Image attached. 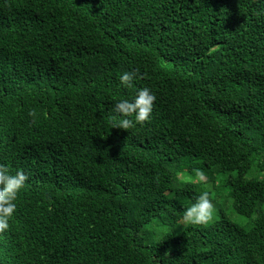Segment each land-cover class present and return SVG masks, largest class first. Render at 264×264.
<instances>
[{"label": "trees", "instance_id": "1", "mask_svg": "<svg viewBox=\"0 0 264 264\" xmlns=\"http://www.w3.org/2000/svg\"><path fill=\"white\" fill-rule=\"evenodd\" d=\"M0 163L28 176L0 264H264V0H0ZM204 191L248 223L179 231Z\"/></svg>", "mask_w": 264, "mask_h": 264}, {"label": "clouds", "instance_id": "2", "mask_svg": "<svg viewBox=\"0 0 264 264\" xmlns=\"http://www.w3.org/2000/svg\"><path fill=\"white\" fill-rule=\"evenodd\" d=\"M136 73L125 71L119 76L122 85L131 87ZM156 96L151 88H139L131 100L118 101L112 109L114 118L112 128L119 127L130 129L135 124H143L152 117ZM193 181L198 179L205 181V173L196 170ZM28 180L27 174L23 170L13 173L7 164L0 163V234L10 227V220L13 218L17 208V198L19 191ZM214 216V203L209 198L207 191L202 192L191 206L186 207L181 217V225H201L208 223Z\"/></svg>", "mask_w": 264, "mask_h": 264}, {"label": "rangeland", "instance_id": "3", "mask_svg": "<svg viewBox=\"0 0 264 264\" xmlns=\"http://www.w3.org/2000/svg\"><path fill=\"white\" fill-rule=\"evenodd\" d=\"M223 207L226 209L225 210L223 208L224 215H226L229 218V220L232 221L233 223H235L239 226H245L248 223V219L246 217L241 216L238 213H236V211H234L232 208H230L229 205L223 204ZM219 213H222L221 208L214 206V216L209 222L216 220L220 216ZM183 227H184V225H181V222H180L179 231H181L183 229ZM146 228H149V230L152 232L150 242H158L159 240H162L164 238L165 234H167V232H168V229L161 226L160 223L157 222L156 220L151 222L149 225H147Z\"/></svg>", "mask_w": 264, "mask_h": 264}]
</instances>
